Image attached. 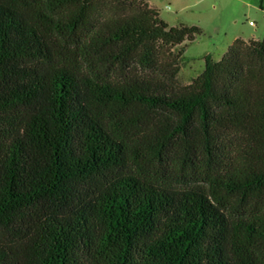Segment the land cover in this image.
Masks as SVG:
<instances>
[{
  "label": "trees",
  "instance_id": "obj_1",
  "mask_svg": "<svg viewBox=\"0 0 264 264\" xmlns=\"http://www.w3.org/2000/svg\"><path fill=\"white\" fill-rule=\"evenodd\" d=\"M197 33L0 0V264H264V38L179 85Z\"/></svg>",
  "mask_w": 264,
  "mask_h": 264
},
{
  "label": "rangeland",
  "instance_id": "obj_2",
  "mask_svg": "<svg viewBox=\"0 0 264 264\" xmlns=\"http://www.w3.org/2000/svg\"><path fill=\"white\" fill-rule=\"evenodd\" d=\"M147 1L168 26L195 25L199 28L192 41L180 44L186 46L178 61L176 80L179 85L189 83L202 71L206 54L219 60L235 38L246 41L264 38V0ZM69 55L71 57L66 56L68 64L72 62L79 68L78 62L71 53ZM101 75L111 77L110 73Z\"/></svg>",
  "mask_w": 264,
  "mask_h": 264
}]
</instances>
